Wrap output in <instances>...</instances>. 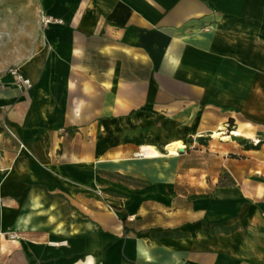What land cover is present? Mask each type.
I'll return each mask as SVG.
<instances>
[{
	"label": "crops",
	"instance_id": "0c3cea01",
	"mask_svg": "<svg viewBox=\"0 0 264 264\" xmlns=\"http://www.w3.org/2000/svg\"><path fill=\"white\" fill-rule=\"evenodd\" d=\"M25 2L0 57V264H264V0Z\"/></svg>",
	"mask_w": 264,
	"mask_h": 264
},
{
	"label": "rangeland",
	"instance_id": "374dc122",
	"mask_svg": "<svg viewBox=\"0 0 264 264\" xmlns=\"http://www.w3.org/2000/svg\"><path fill=\"white\" fill-rule=\"evenodd\" d=\"M25 8V0H0V57L6 61L13 56L12 37L18 23L25 18ZM235 130V126L230 124L228 135L231 136Z\"/></svg>",
	"mask_w": 264,
	"mask_h": 264
},
{
	"label": "built area",
	"instance_id": "2783aa9c",
	"mask_svg": "<svg viewBox=\"0 0 264 264\" xmlns=\"http://www.w3.org/2000/svg\"><path fill=\"white\" fill-rule=\"evenodd\" d=\"M39 22L42 30L51 28L53 26H64L65 22L61 19L53 18L47 14L41 13L39 16ZM8 74H10L18 87L23 89H30L32 87L31 80L25 75L23 71H21L18 68L10 69ZM233 133V132H232ZM139 157H144V152L141 150V152L138 154ZM11 240H17L18 236L16 234H12L10 236ZM52 245L59 246L60 243H52Z\"/></svg>",
	"mask_w": 264,
	"mask_h": 264
},
{
	"label": "bare ground",
	"instance_id": "6f19581e",
	"mask_svg": "<svg viewBox=\"0 0 264 264\" xmlns=\"http://www.w3.org/2000/svg\"><path fill=\"white\" fill-rule=\"evenodd\" d=\"M251 127V125H249ZM246 126H240L238 129L233 131V136H236L240 138L241 140L243 139H248V140H254L258 141L259 137L255 134L254 130H246ZM224 128L222 127L220 130H223ZM221 135L220 133H216L215 136ZM230 137H224V140H229ZM167 151L169 152V155L171 156H176L178 155L179 150H184L185 146L182 142H176L168 145L166 147ZM144 152V155L146 157H153V156H160L161 154L157 151L156 148L154 147H146L142 150Z\"/></svg>",
	"mask_w": 264,
	"mask_h": 264
},
{
	"label": "water",
	"instance_id": "95a60500",
	"mask_svg": "<svg viewBox=\"0 0 264 264\" xmlns=\"http://www.w3.org/2000/svg\"><path fill=\"white\" fill-rule=\"evenodd\" d=\"M232 140H235V141H241L240 138L236 137V136H232Z\"/></svg>",
	"mask_w": 264,
	"mask_h": 264
}]
</instances>
